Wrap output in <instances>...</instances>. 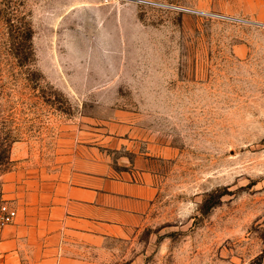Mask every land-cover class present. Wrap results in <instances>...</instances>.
<instances>
[{
  "label": "rangeland",
  "instance_id": "374dc122",
  "mask_svg": "<svg viewBox=\"0 0 264 264\" xmlns=\"http://www.w3.org/2000/svg\"><path fill=\"white\" fill-rule=\"evenodd\" d=\"M17 142L152 171L117 264H264V0H0V207Z\"/></svg>",
  "mask_w": 264,
  "mask_h": 264
},
{
  "label": "crops",
  "instance_id": "0c3cea01",
  "mask_svg": "<svg viewBox=\"0 0 264 264\" xmlns=\"http://www.w3.org/2000/svg\"><path fill=\"white\" fill-rule=\"evenodd\" d=\"M11 159L2 197L17 217L0 226V264H117L118 243L150 222L152 171L115 165L94 143L44 165L17 142Z\"/></svg>",
  "mask_w": 264,
  "mask_h": 264
},
{
  "label": "built area",
  "instance_id": "2783aa9c",
  "mask_svg": "<svg viewBox=\"0 0 264 264\" xmlns=\"http://www.w3.org/2000/svg\"><path fill=\"white\" fill-rule=\"evenodd\" d=\"M17 217V210L8 203H3L0 207V226L12 224Z\"/></svg>",
  "mask_w": 264,
  "mask_h": 264
},
{
  "label": "trees",
  "instance_id": "16d2710c",
  "mask_svg": "<svg viewBox=\"0 0 264 264\" xmlns=\"http://www.w3.org/2000/svg\"><path fill=\"white\" fill-rule=\"evenodd\" d=\"M262 257H263V259H264V252L262 253Z\"/></svg>",
  "mask_w": 264,
  "mask_h": 264
}]
</instances>
